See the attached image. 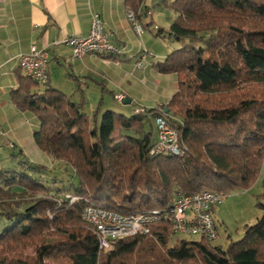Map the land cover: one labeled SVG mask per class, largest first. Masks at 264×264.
<instances>
[{
	"label": "trees",
	"instance_id": "trees-1",
	"mask_svg": "<svg viewBox=\"0 0 264 264\" xmlns=\"http://www.w3.org/2000/svg\"><path fill=\"white\" fill-rule=\"evenodd\" d=\"M143 4L125 0L136 17ZM169 8L176 18L155 36L179 47L156 68L177 76V90L159 109L176 129L183 154L149 155L148 115L155 118L158 109L99 117L101 98L87 115L84 98L74 103L48 81L41 94L33 92L38 85L19 76L11 100L38 121L34 144L70 167L73 180L69 192H53L41 179L50 171L45 166L21 160L17 168L0 169V264H264V176L260 217L225 248L203 238L178 240L170 222L159 221L149 235L119 238L102 249L82 219L88 206L126 216L168 211L178 190L226 195L260 176L264 0H172Z\"/></svg>",
	"mask_w": 264,
	"mask_h": 264
},
{
	"label": "crops",
	"instance_id": "crops-1",
	"mask_svg": "<svg viewBox=\"0 0 264 264\" xmlns=\"http://www.w3.org/2000/svg\"><path fill=\"white\" fill-rule=\"evenodd\" d=\"M171 2L144 0L139 9L141 14L136 17L142 33L137 35L127 19L130 8L125 0H0V169L21 160L45 167L54 164L33 142L38 121L31 114L21 112L10 97L11 91L18 87L19 76H25L19 56L31 46L48 50L49 86L74 103L84 98L83 112L88 107L93 113L101 98L99 117L111 111L103 110L110 108L109 99L116 103L113 96L120 90L129 103L124 100L118 114L129 117L140 107L148 111L166 106L177 90V76L161 74L156 66L179 45L155 36L156 29L161 27L154 23V15L162 7L172 11ZM171 13L166 28L176 18ZM94 14L100 15L109 40L124 47L123 54L116 58L87 54L72 61L70 47L60 42L70 36H87ZM137 61L143 62L140 70L135 69ZM44 90L45 86L40 89L38 86L32 91L41 94ZM148 118L153 143L154 120L150 115Z\"/></svg>",
	"mask_w": 264,
	"mask_h": 264
},
{
	"label": "built area",
	"instance_id": "built-area-1",
	"mask_svg": "<svg viewBox=\"0 0 264 264\" xmlns=\"http://www.w3.org/2000/svg\"><path fill=\"white\" fill-rule=\"evenodd\" d=\"M127 19L133 24L136 34L140 35L142 28L137 23L135 13L131 9L127 11ZM60 43L70 47L72 61L80 60L87 54L116 58L121 56L124 50V47L112 43L104 33L103 21L99 14H94L91 17L87 36H70L64 38ZM49 56L48 50L36 46H31L27 53L19 56L20 66L25 76L38 86H45L49 79ZM142 68L143 62L137 61L135 69ZM113 98L116 103L121 104L125 100V94L118 92ZM158 110L157 116L153 118L156 140L149 148V155L181 156L185 148L180 142L178 133L166 120L162 109ZM144 111L143 108H137L134 113H144ZM70 199L71 201L77 200L75 197ZM224 199L225 195L215 191L204 190L200 193L186 195L178 190L168 211L151 210L126 216L95 206H88L82 213V219L95 230L99 246L102 249H109L110 243L119 238L149 235L151 225L159 221H169L174 236L182 234L203 238L207 242L213 243L219 239L213 211L223 204Z\"/></svg>",
	"mask_w": 264,
	"mask_h": 264
},
{
	"label": "rangeland",
	"instance_id": "rangeland-1",
	"mask_svg": "<svg viewBox=\"0 0 264 264\" xmlns=\"http://www.w3.org/2000/svg\"><path fill=\"white\" fill-rule=\"evenodd\" d=\"M171 12L172 11L167 8H159L154 15V23L161 28L167 29V23L172 15ZM40 88H42V86H39V89ZM120 92L123 91L120 90ZM109 103L111 104L110 108H106L103 111L110 109L111 111H115V113H120V104L112 103L111 99H109ZM95 109L96 106L94 107V110ZM84 113L91 115L92 110L87 107L85 108ZM5 150L7 151L6 148ZM8 151L10 150L8 149ZM53 162L54 164L52 166L49 164L46 166L50 171L49 173H43L44 177L41 179H43V182L48 185L49 190L53 192H55V188H60L59 190L69 192V184L73 180V172L71 168L63 162ZM17 164L18 163H15L13 166L8 165V167L10 166L9 168H14ZM263 176L264 165L261 168L260 176L254 184L248 189L232 191L229 194H226L222 206L220 205L214 209L213 219L217 225L220 237L217 241L213 242V245L225 248L230 241H237L242 237L244 226L255 224L256 220L261 215L257 208V202L262 193ZM74 184H76V181H74ZM1 213L2 211L0 210V230L5 226V220ZM175 238L178 240L196 239V237H189L182 234L176 235ZM26 252L30 254L32 250L27 249Z\"/></svg>",
	"mask_w": 264,
	"mask_h": 264
},
{
	"label": "water",
	"instance_id": "water-1",
	"mask_svg": "<svg viewBox=\"0 0 264 264\" xmlns=\"http://www.w3.org/2000/svg\"><path fill=\"white\" fill-rule=\"evenodd\" d=\"M125 103H129V100H128V99H126V100H125ZM166 112H167V109H166Z\"/></svg>",
	"mask_w": 264,
	"mask_h": 264
}]
</instances>
